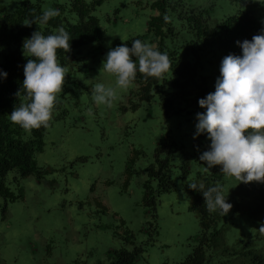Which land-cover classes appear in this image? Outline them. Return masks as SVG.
Wrapping results in <instances>:
<instances>
[{
    "label": "rangeland",
    "instance_id": "obj_1",
    "mask_svg": "<svg viewBox=\"0 0 264 264\" xmlns=\"http://www.w3.org/2000/svg\"><path fill=\"white\" fill-rule=\"evenodd\" d=\"M22 1L42 3L46 10L70 0H0V15L12 13ZM186 2L208 10L211 27L245 12L264 26V0ZM151 5V0H107L92 12L105 36L75 50L66 64L64 90L44 137V149L35 157L46 173L21 178L13 171L7 177L6 185L18 199L6 203L0 197V264H109L111 252L135 249L125 240L128 232L144 250L136 264H180L192 254L201 224L184 187L204 170L192 154L199 137L197 114L205 109L184 102L180 113L168 114L157 96L139 98L136 81L119 91L111 107L92 100L96 83L115 86V76L101 72L110 48L124 43L131 47L134 39L148 34L149 21L157 15ZM174 23L179 44L193 38L181 21L176 18ZM145 41L151 43V38ZM225 56L226 50L217 44L202 56L207 95L215 91ZM167 135L179 146L170 171L177 189L159 196L153 209L145 202L148 168ZM187 160L191 174L185 179L182 168ZM152 183L158 188L156 181ZM232 192L227 182L225 195L234 205ZM234 208L222 223L224 239L211 264H240L221 256L224 247L238 241L254 238L264 244L260 231L264 215H254L245 203H240L238 214Z\"/></svg>",
    "mask_w": 264,
    "mask_h": 264
},
{
    "label": "trees",
    "instance_id": "obj_2",
    "mask_svg": "<svg viewBox=\"0 0 264 264\" xmlns=\"http://www.w3.org/2000/svg\"><path fill=\"white\" fill-rule=\"evenodd\" d=\"M105 1L107 0H97L88 4L84 0H70L64 5L57 4L61 16L53 18L41 28L35 23L28 26L26 22L33 12L38 15L44 11L42 3L22 1L12 13L0 15V69L8 73L6 80L0 76V197L4 198L6 203L18 199L6 185L11 172L17 171L21 178L46 173L37 166L35 157L44 149V137L49 127L25 130L10 119L15 107L26 102L24 96L17 95L23 86L24 65L28 59L22 51L23 42L38 30L47 35L55 33L61 26L65 27L73 37L71 51L59 52L61 63L66 65L75 50L104 39L105 31L100 20L92 12ZM151 1V7L157 15L149 21L148 34L138 38L144 41L151 38V43L159 50L167 51L173 67L162 79L145 80L142 74H138V96L142 101L157 96L168 114L174 110L180 113L184 102L191 107L199 105L201 98H206L208 84L207 78L201 75V60L208 48L217 44L226 50L227 55H242L237 41L251 40L264 29L262 22L249 12L230 16L211 27L209 11L192 8L186 0ZM176 18L193 34V38L184 44L178 42L180 35L174 23ZM169 40L173 41V45L169 44ZM209 146L210 141L206 134L200 135L195 141L192 157L194 162L204 166V170L199 171L193 181H203L206 185L219 182L224 188V194L228 182L234 192L232 196L235 214L239 212L240 203H245L254 215H264V183L239 184L234 177L229 179L220 173L219 166L207 169L205 164L199 161V157ZM178 149L179 146L172 137L165 136L156 150L155 163L148 168L145 202L153 209L157 207L159 196L177 189L170 178V171ZM182 170L186 179V176L191 174L189 160ZM155 181L158 188L153 187L152 182ZM184 189L191 198V210L200 217L201 234L192 254L180 264H211L224 239L225 227L222 223L226 222V216L218 212L209 213L201 192L193 191L188 184ZM261 218L264 219V216ZM127 234V244L135 246V249L130 251L123 248L111 252L109 264H136L140 254L144 252L143 248L137 246L135 236L131 232ZM221 256L233 258L234 261H240V264H264V244H259L254 238L238 241L232 246L224 247Z\"/></svg>",
    "mask_w": 264,
    "mask_h": 264
},
{
    "label": "clouds",
    "instance_id": "obj_3",
    "mask_svg": "<svg viewBox=\"0 0 264 264\" xmlns=\"http://www.w3.org/2000/svg\"><path fill=\"white\" fill-rule=\"evenodd\" d=\"M61 16L58 8H48L40 14L33 12L26 22L41 26ZM73 37L61 26L53 34L41 30L25 38L23 54V86L18 96L26 102L15 107L11 121L25 130L47 128L53 120L64 90L68 67L59 59L60 50L71 51ZM242 55L230 54L223 58L215 91L199 100L204 112L197 114L196 136L207 135L210 141L199 161L207 169L220 167V173L234 177L239 184L264 183V29L251 40L237 41ZM172 59L167 51L142 39H134L131 47L121 44L108 51L101 68L115 76V86L96 83L92 88V100L96 105L111 107L120 90H127L142 74L162 79L172 70ZM5 80L8 73L0 69ZM188 187L201 192L209 213L227 216L234 205L217 182L206 185L203 181L190 182ZM187 195V194H185ZM260 231L264 232V224Z\"/></svg>",
    "mask_w": 264,
    "mask_h": 264
}]
</instances>
